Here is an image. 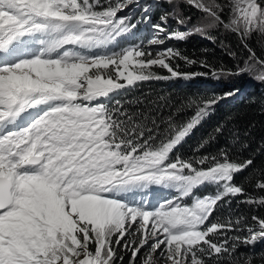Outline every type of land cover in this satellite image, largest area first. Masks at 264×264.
I'll return each mask as SVG.
<instances>
[{"label": "snow or ice", "instance_id": "6c2138e0", "mask_svg": "<svg viewBox=\"0 0 264 264\" xmlns=\"http://www.w3.org/2000/svg\"><path fill=\"white\" fill-rule=\"evenodd\" d=\"M130 2L0 0V264H117L119 249L130 252L129 264H137L142 249V264H157V252L158 264H219L225 254L230 264H251L238 246L264 239V218L253 216L250 236L217 242L239 230V220L212 219L231 198L264 206V196L234 182L251 159L234 160L225 150L178 154L216 100L197 103L183 122L169 117L161 129L125 107L140 101L118 99L143 82L201 75L179 73L173 48L153 55L141 45L121 47L136 28L119 15ZM183 3L202 13L192 31L237 35L250 53L237 72L264 82V60L246 43L254 33L264 36V0ZM161 20L167 24V16ZM154 27L165 33L163 25ZM185 37L178 31L150 43ZM152 186L176 195L150 207L137 196ZM209 187L214 192L198 194ZM255 188L264 192V180Z\"/></svg>", "mask_w": 264, "mask_h": 264}, {"label": "trees", "instance_id": "16d2710c", "mask_svg": "<svg viewBox=\"0 0 264 264\" xmlns=\"http://www.w3.org/2000/svg\"><path fill=\"white\" fill-rule=\"evenodd\" d=\"M155 17L153 14V18ZM134 18H130V22L136 24V28L141 27L143 18L139 19L137 16ZM172 31L175 32V29ZM148 36L146 29L139 30L133 40L122 41L121 47L135 44L145 49ZM213 38L210 44L188 39L179 47L180 57H186L195 63L189 65L184 59L175 58L178 70H189L193 74L201 75H194L190 79L171 78L143 82L118 99L121 102L140 101L139 104H125V107L154 118L161 129L166 127L164 121L169 117H173L177 122H183L193 116L197 103L209 99L216 100L209 114L186 138L178 154L188 158L216 155L225 150L234 160L251 159L253 164L244 172L237 174L234 182L242 185L248 195L259 198L264 196V192L255 188L258 180H264V82L256 79L252 73L237 72L238 66L244 67L246 60L244 57H247L245 53L249 52L238 36L228 32L224 37L217 35ZM246 43L248 48L263 59L260 46L254 39L247 40ZM213 70L222 74L213 76ZM147 123L151 126L150 120ZM201 144H204V147H200ZM150 192L152 190L141 194ZM212 192L214 189L211 187L198 190L200 195ZM244 199L246 197L231 198L230 202L221 201L217 206L212 219L233 222L239 220V230L224 233L217 238V242L228 238L231 244L234 236H250L248 229L256 228L252 217L264 218V206L244 203L242 202ZM237 251L250 256L251 264H264V239H258L250 245L241 244ZM121 255L123 261L119 264H129L131 255L126 252ZM139 259L140 254L137 257V264ZM241 259L243 261V257ZM219 264H230L226 254ZM243 264L247 262L243 261Z\"/></svg>", "mask_w": 264, "mask_h": 264}, {"label": "rangeland", "instance_id": "374dc122", "mask_svg": "<svg viewBox=\"0 0 264 264\" xmlns=\"http://www.w3.org/2000/svg\"><path fill=\"white\" fill-rule=\"evenodd\" d=\"M221 2L226 3V0H221ZM227 12H228V9L225 8V17H224L225 19H227ZM153 14L156 15L155 18H153ZM119 15L128 16L133 19H135L134 17L136 16L139 17V19L143 18L142 26L141 27L138 26L137 28L133 29L132 33L129 34V38H127L124 41L127 42L128 40H133L138 34L139 30L143 31L146 29L149 36L147 37L148 44L145 50L151 51L153 55H155L158 51L166 49V48H173L174 50L178 51L179 47L183 45V42L188 39L202 41L204 44H210V40L214 39L213 36L215 37L217 35H221L222 37H224L225 34L229 32L223 29L209 30V31H206L205 33H199V32L192 31L194 25H198L201 23L200 17L202 16V13L199 12L197 9L183 3V0H173L172 4H169L167 0H131V2L128 3L127 7L122 12H120ZM162 15L167 16L166 25H164L163 21L161 20ZM176 15H179L184 18L190 17L191 19L190 20L186 19L184 24H180L177 22L175 18ZM155 25H163L166 29L165 33H158L157 29L154 27ZM172 29H175V32L179 31V32L186 33L185 39L182 41H177L174 39H165V42L160 45H152L150 43V41L153 38H156V37L163 38L168 33H175L172 31ZM253 35H254V38L251 37L248 40L254 39V42H256V44L260 46V50H261L260 52H262L263 59H264V36H260L259 34H255V33ZM255 54H256V57H258L257 53ZM249 55H250L249 52L245 53V56H247V57H244V59H246L245 61L248 60ZM245 61H244V64H245ZM171 64L181 74H184V73L193 74L192 71H189V70L187 71L180 70V69L178 70L179 66L175 59L171 61ZM155 71L158 72L160 75H164V76L169 75V73L164 69L156 68ZM252 74L256 77L255 73H252ZM178 78L183 79L182 76ZM148 190L155 191L154 192L155 202H153L150 207H155L159 201H162L166 198L176 195L175 192L168 190V189H164L159 186H152ZM123 252H125L123 249H119L118 255H121ZM126 253L128 255L130 254V252H126ZM146 254H147L146 250L142 249L140 253L139 264H142V261L144 260ZM157 258H158V252L152 254L153 261H156L158 264ZM119 263L120 261L118 260L117 264Z\"/></svg>", "mask_w": 264, "mask_h": 264}, {"label": "bare ground", "instance_id": "6f19581e", "mask_svg": "<svg viewBox=\"0 0 264 264\" xmlns=\"http://www.w3.org/2000/svg\"><path fill=\"white\" fill-rule=\"evenodd\" d=\"M145 197L149 199L151 197V194H146ZM141 198V197H140Z\"/></svg>", "mask_w": 264, "mask_h": 264}]
</instances>
